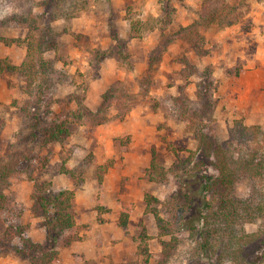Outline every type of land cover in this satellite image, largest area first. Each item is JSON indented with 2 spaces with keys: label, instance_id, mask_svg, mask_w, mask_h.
I'll use <instances>...</instances> for the list:
<instances>
[{
  "label": "rangeland",
  "instance_id": "374dc122",
  "mask_svg": "<svg viewBox=\"0 0 264 264\" xmlns=\"http://www.w3.org/2000/svg\"><path fill=\"white\" fill-rule=\"evenodd\" d=\"M41 1L0 0V19L12 14H25L29 9L34 14H41L44 11L40 6ZM202 1L70 0L64 4L62 18L52 24L61 35L57 49L45 55L54 68L63 73L64 81L46 91L41 105L42 111L50 112L57 121L69 122L70 137L62 146L55 143L43 144L40 133L33 128L30 106L33 104L31 95L35 94V91L32 90L34 88H28L26 79L21 74L7 72L0 77V158L15 155L19 162L6 195L23 208L21 214L6 217L15 221L28 219V215H32L30 207L34 184L48 183L51 186L50 180L60 175L65 176L64 181H60V187L69 185L72 180L75 191L87 186L94 193L95 204L97 195L100 194L104 209L105 204L110 202L117 203L120 207L119 214L123 208L130 210L128 222L132 229L129 232L118 227L119 214L116 219H111L112 209L102 211L98 217L101 221H97L96 217L92 229L82 225V230L89 232L84 235L89 249L99 252L95 260L85 261L82 253L73 254L72 257L66 253L59 257L58 252L59 264H156L155 256L160 253L162 243L170 239L163 236L157 228L154 216L146 212L144 195L148 194L163 203L169 195L182 187L183 191L189 192L195 198V203L199 204L202 183L198 181L197 175L189 173L187 176L182 170L175 176L169 173L165 178L158 177L152 182H148L145 175L151 161V152H154L155 161L159 166L170 169L177 159L184 161L187 158V151L196 149L197 143L192 133L186 130L187 123L178 116L184 108L188 109L189 113L203 109L206 99L199 98L197 94L205 93L204 87H199V83H203L201 75L207 67H211L212 76L215 78L207 93L213 95L215 101L212 115L216 120L214 132L217 140L223 141L228 137L235 120L246 126H257L260 131L263 129L261 132L264 139V125H248L245 122L247 112L244 113V109L239 112L234 107L232 112L237 111V115H231L230 109L224 108L215 114L216 104L221 97L218 93L220 81L213 74L212 65L205 63L207 61L199 56L194 48L179 39L177 31L198 20ZM224 1L234 8L238 24L244 7H247V11L253 10L257 4L264 7V0ZM166 5L175 11L171 15V23L162 29L161 23L167 18L162 8ZM72 15L74 16L69 20ZM155 18L162 20L156 28L143 30L141 38L127 37L130 21L145 23ZM224 29L211 25L201 33L204 40L202 47L208 54L209 46L216 44L215 47L220 48L225 38L230 42L239 41L236 32L229 30L221 35L220 31ZM113 30L118 33L120 42L112 41ZM26 33L27 28L22 25L6 29L2 35L7 39L22 42ZM161 48H164L163 52ZM155 50L161 55V59L148 70L149 58ZM25 51L24 43H12L7 46L0 41V59H6L12 65L21 64ZM157 52L152 56H157ZM229 52L237 54L241 50L233 45ZM101 53H106L107 57L99 63L97 60ZM109 66L114 67L110 81L104 80L109 77V71L105 75L106 70H101L102 67L109 69ZM234 70L232 74H238L241 66L235 67ZM111 85L118 89L119 98L122 102L125 101L128 108L122 121L115 117L122 109L117 110L116 104L109 98L103 99V94ZM179 99L183 102L175 104ZM81 106L92 112L105 107L103 114L109 121L98 126L89 125L86 118L75 121L71 117L80 112ZM130 113L132 123L128 126L124 121ZM249 121L255 122L256 119L249 118ZM129 149L146 150L145 156L141 153V158L148 160L145 170V162L141 163L139 168L134 167L133 160L131 163H122V151ZM108 150L115 151L117 159L120 160L116 171L120 180L116 183L109 178L110 187L118 184L120 189L113 188L111 191L107 190L105 181L108 180L106 176L109 169L113 168L114 160L111 158L98 164L96 159L97 155L107 153ZM100 165H107V170L100 173L102 190L99 191L97 168ZM63 166L71 171L70 175L61 173ZM27 183L32 184L28 200V188L24 185ZM250 186V181L237 184L236 196L245 197L250 191ZM61 190L64 189L60 188L58 191ZM58 191L52 190L53 193ZM151 206L161 209V205L156 203ZM105 212L109 213L104 216ZM6 217L4 220L3 217L0 219V236L7 228ZM39 219L41 222L42 219ZM21 224L25 225L22 222ZM260 224L245 225V230L248 233L255 232L260 228ZM25 226L27 228L29 225ZM142 229L145 230L146 238H143ZM172 234L176 249L167 264H192L195 246L193 239L185 231L178 232L173 229ZM0 264L28 263L23 259L3 254L0 256ZM261 264H264V259Z\"/></svg>",
  "mask_w": 264,
  "mask_h": 264
},
{
  "label": "trees",
  "instance_id": "16d2710c",
  "mask_svg": "<svg viewBox=\"0 0 264 264\" xmlns=\"http://www.w3.org/2000/svg\"><path fill=\"white\" fill-rule=\"evenodd\" d=\"M68 1L70 0H42L40 6L44 11L41 14H34L29 9L25 14H12L0 19V41L7 46L12 43H24L26 47L24 59L18 66L10 64L6 59H0V77L5 72L18 73L26 79L28 88H34L32 90L35 94L31 95L33 104L30 103L33 128L40 133L43 144L55 143L60 146L70 137L69 122L57 121L50 112H43L41 105L46 91L64 81L63 73L54 68L53 63L45 55L57 49L61 35L52 24L62 18L64 4ZM233 9L224 0H203L198 11V20L186 28H180L177 31L179 39L194 48L199 56H206L208 52L202 47L204 40L201 33L211 25H217L219 28L235 25L238 16ZM174 11L175 9L169 5L162 8V12L167 16L161 23L162 29L171 23V15ZM74 15L68 19L71 20ZM161 21L160 18L145 23L130 21L127 37L141 38L143 30H152ZM22 25L27 28L22 42L7 39L2 35L6 29ZM111 39L113 42H120L119 35L114 30ZM163 49L161 48L162 52ZM155 52L157 51H152L153 54ZM152 55L149 58L148 70H151L153 64L161 59L159 53L157 56ZM106 57V53L99 54L97 62L102 63ZM201 78L203 83H199V87H204L205 93L198 92L197 96L206 99L203 109L189 113L188 109L184 108L178 116L187 123L186 130L192 133L197 143L196 149L187 151V158L184 161L177 159L170 169L159 166L155 161L154 152H151V161L145 175V179L152 182L158 177L165 178L169 173L175 176L182 170L184 175L188 176L189 173L197 175L198 181L202 183L199 204L195 203V198L189 192H184L182 187L169 195L163 203L148 194L144 195L146 212L154 216L157 228L163 236L170 239L162 243L160 253L155 256L156 264H167L176 249L173 229L178 232H188L193 239L195 246L192 264L227 262L261 264L264 259L263 134L259 127L246 126L235 120L228 137L218 141L214 132L216 120L212 115L215 101L213 95L207 93L210 85L215 81L211 67L205 69ZM117 93L118 89L111 85L103 94V99L109 98L116 104L117 110L122 109L115 116L117 120L122 121L128 108ZM177 102L179 104L183 101L179 99L175 104ZM80 109H78L80 112L71 117L75 121L86 118L91 126L102 125L109 121L103 114L105 107L95 112L84 106ZM32 136L36 137V135ZM18 163L15 155L0 158V219L3 217V220L6 215H19L23 211L22 206L6 195ZM63 167L61 173L70 175L71 171ZM97 170L99 172L97 189L100 191L102 190L100 173L107 170V165H100ZM244 181L251 182L250 191L245 197H238L235 194V187ZM74 197L73 190L64 189L53 193L50 184L35 183L31 194L30 211L33 217L42 219L39 226L44 228L46 239L42 244L31 241L27 237L26 226L20 225L21 220H18V223L6 217L7 228L0 236V256L6 254L9 257H17L28 264H59L57 248L81 241L82 226L76 224L71 210ZM152 203L161 205V209L152 207ZM94 210L97 212V221L100 222L98 217L102 211H105L100 194L97 195ZM129 211L123 208L117 221L118 227L125 232L132 229L128 222ZM259 222L261 223L259 229L252 233L246 232L245 225H256ZM142 231L143 238H146L145 230Z\"/></svg>",
  "mask_w": 264,
  "mask_h": 264
},
{
  "label": "crops",
  "instance_id": "0c3cea01",
  "mask_svg": "<svg viewBox=\"0 0 264 264\" xmlns=\"http://www.w3.org/2000/svg\"><path fill=\"white\" fill-rule=\"evenodd\" d=\"M258 7L262 9V11ZM229 30L236 32L235 34L236 37H239V41L230 42L225 38V41L222 42L223 44H221L220 48L215 47L216 44L214 46H209V54L206 57H203L204 60L207 61L205 63L212 65L213 74L220 81L218 93L221 97L216 104L215 114L223 108L224 110L230 109V112H232L234 107V109H238L239 112H242V109H244V113L247 112V115H245L247 118L245 122L248 125H253V123L264 125V7L257 4V7L255 6L251 11H247V7H244L243 15L239 24L237 23L231 27L225 28L223 31H220V34L224 35L225 32ZM233 45L237 49H240L241 52L237 54H229L231 46ZM252 48L254 51H252ZM105 64L108 65L107 63ZM239 66H241V70L238 74H232V70ZM101 70H106L105 75L107 71H109V77H106L104 80L108 79L110 81V76L114 71V67L109 66V69L102 67ZM234 71L237 72V70ZM100 75L103 76V74ZM236 113L237 111L233 110L231 115ZM130 115L131 113L124 121L128 126L132 123ZM249 118H255L256 121H249ZM261 131L263 132V129H261ZM145 151L134 149H129L125 152L122 151V155L120 156L124 157L122 163H131L130 161L133 160L135 163L134 167L139 168L140 164L145 162V170L147 168L146 164L148 163V160L144 161L147 158H141V153L145 156ZM97 156H105L106 158L99 159ZM97 156L96 159L98 164L113 158V168L109 169V173L106 176V179L108 180L105 181V185L108 191H111L113 188L120 189L118 184L113 187H110L109 185V178H112V181L116 183L120 180V176L116 172L120 160L117 159L115 151L108 150L107 153L104 152ZM64 177V175H60L58 178L50 180L51 191H58L60 188L73 190L75 192V198L71 210L74 214L75 222L79 226L87 225L92 229L94 224L93 221H95L97 217V212L94 210L96 204L92 189L87 186H82L75 191L76 188L73 180L70 181L69 185H67L66 182L67 186L60 187V181H64ZM24 185L28 188V200L30 198L32 184L27 183ZM105 209L107 211L112 209L111 219H116L118 217L120 207L117 206V203L108 202L105 204ZM108 213L109 212H105L104 216ZM28 219L25 218L21 221L25 225H29L26 229L27 237L35 243L42 244L46 239V233L44 228L37 226L40 219L33 218L32 215H28ZM88 233V230L80 231L81 241L59 249V257L66 255V253L69 254L70 257H72L73 254L82 253L85 261L95 260L96 255H98L99 252L98 250L95 252L89 249L87 238L84 236Z\"/></svg>",
  "mask_w": 264,
  "mask_h": 264
}]
</instances>
